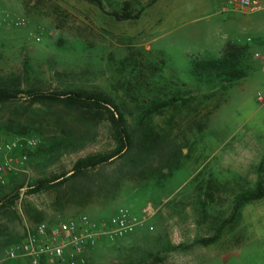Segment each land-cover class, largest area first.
<instances>
[{
	"label": "rangeland",
	"instance_id": "1",
	"mask_svg": "<svg viewBox=\"0 0 264 264\" xmlns=\"http://www.w3.org/2000/svg\"><path fill=\"white\" fill-rule=\"evenodd\" d=\"M100 1L102 8L86 0H0V85L17 94L0 102V143L35 142L0 182V264H26L5 252L39 222L81 213L99 221L120 207L143 224L100 240L87 264H264V197L234 211L239 193L264 184V167L257 170L255 154L245 150L256 140L264 151L260 58L251 54L246 76L231 83L197 78L191 66L195 57L218 56L226 41L257 34L236 29L243 14L224 8L225 0ZM124 7L138 17L113 16ZM31 87L105 92L136 134L169 155L180 149L178 166L155 159L158 166L115 187L116 159L76 184L28 192L29 184L69 174L77 159L118 145L108 112L30 103ZM66 133L76 144L49 157L46 147Z\"/></svg>",
	"mask_w": 264,
	"mask_h": 264
},
{
	"label": "trees",
	"instance_id": "2",
	"mask_svg": "<svg viewBox=\"0 0 264 264\" xmlns=\"http://www.w3.org/2000/svg\"><path fill=\"white\" fill-rule=\"evenodd\" d=\"M96 3L102 8L100 0H86ZM118 20L135 19L139 12L132 13L128 7H124L121 12H113ZM251 51L247 45L227 43L223 46L220 54L216 57H195L192 59V72L197 78L216 79L223 82H234L246 76L251 66ZM15 88L6 83L0 85V102H8L17 98ZM26 98L30 103L41 102L46 99L63 102L65 104L89 110H105L109 114L111 129L117 140V147L110 153L88 155L79 158L74 163L69 174L60 175L54 179H41L31 183L27 187L30 193L58 187L66 184H76L80 177L87 176L95 168H100L108 162L120 159L122 166L118 169L120 176L115 177V170L110 176L116 187L122 177L142 175L148 168L153 166L158 160L159 164L169 163L172 160V167L178 166L180 149H176L169 155L163 145L155 146L148 141L147 136L142 133L136 134L133 127L126 124V120L113 99L103 91L89 90H62L47 93L35 87L25 90ZM78 137L71 138L66 133L59 140H55L46 147L49 157L60 154L69 146L75 145ZM158 148V149H157ZM156 149V150H155ZM156 159V160H155ZM154 166H158L154 165ZM136 172V173H135ZM135 173V174H134ZM163 176V175H162ZM167 176V175H166ZM112 177H115L112 179ZM18 187H13V192H18ZM17 196V195H15ZM264 197V185L261 181L255 189H249L236 196L234 211L239 209L243 202H249Z\"/></svg>",
	"mask_w": 264,
	"mask_h": 264
},
{
	"label": "built area",
	"instance_id": "3",
	"mask_svg": "<svg viewBox=\"0 0 264 264\" xmlns=\"http://www.w3.org/2000/svg\"><path fill=\"white\" fill-rule=\"evenodd\" d=\"M226 5L244 13L264 14V0H226ZM23 18L14 19L15 25H22ZM249 41L253 39L249 38ZM261 50H254L252 57H262L264 42L257 41ZM257 98L264 101V92L257 91ZM35 145L33 139H15L0 143V182L12 164L22 163L27 152ZM20 150L17 159L9 154ZM144 218L131 215L126 209L118 208L108 219L93 221L81 213L56 221H42L6 252L7 259H26V264H87L89 253L102 239H118L141 226Z\"/></svg>",
	"mask_w": 264,
	"mask_h": 264
},
{
	"label": "crops",
	"instance_id": "4",
	"mask_svg": "<svg viewBox=\"0 0 264 264\" xmlns=\"http://www.w3.org/2000/svg\"><path fill=\"white\" fill-rule=\"evenodd\" d=\"M225 1H224V3H225ZM224 8H233V7H230V6H227V5L224 4ZM237 11H239V10H237ZM239 12H241V11H239ZM241 13L243 15H241L240 18H238V20H235L236 29L240 28V29H242L244 31H247L249 33H251V32L255 33V34H257V36L254 37V38L248 36L246 38V41L243 42V43H238V42L233 41V40L226 41L221 46L220 50L227 43H235V44L247 45L251 51L261 50L259 44L257 43V40H255V39H258V38L260 39V37H261V40H258V41H263L264 42V34H260V32L264 31V21L259 16V14H262V16L264 17V14L261 13V12H252V13L241 12ZM235 35H237V34H235ZM249 38L254 39V40L253 41H249L248 40ZM258 60L259 61H257V64L260 65L261 70L264 72V52H262V57L260 59H258ZM246 144H250V145H249V147L245 148V150L248 151V152L254 153L255 154L254 157H251V158H253V160H258L257 168L254 166L253 169L255 170V168H256L259 171L262 170L263 167H264V158H263L264 151L262 149V146L258 145L256 140H254V141L250 140L249 142H246ZM254 173H255V171H254ZM258 175H260V174H258ZM260 181L262 182V180H260Z\"/></svg>",
	"mask_w": 264,
	"mask_h": 264
}]
</instances>
